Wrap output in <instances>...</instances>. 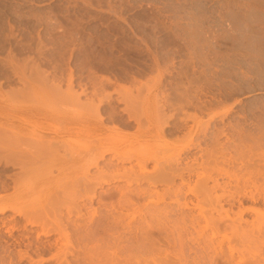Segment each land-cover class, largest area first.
Instances as JSON below:
<instances>
[{
  "label": "rangeland",
  "instance_id": "374dc122",
  "mask_svg": "<svg viewBox=\"0 0 264 264\" xmlns=\"http://www.w3.org/2000/svg\"><path fill=\"white\" fill-rule=\"evenodd\" d=\"M3 119L28 121L22 142L38 145L43 127L92 129L49 153L19 142L42 157L22 165L4 148L21 138L0 136V264H264V238L255 247L223 229L242 217L264 230V200L250 194L264 191L251 167L264 171V0H0ZM65 146L107 153L96 168ZM171 165L194 173L163 182ZM216 181L225 189L202 195ZM117 188L143 196L130 206ZM156 213L181 222L162 226Z\"/></svg>",
  "mask_w": 264,
  "mask_h": 264
},
{
  "label": "bare ground",
  "instance_id": "6f19581e",
  "mask_svg": "<svg viewBox=\"0 0 264 264\" xmlns=\"http://www.w3.org/2000/svg\"><path fill=\"white\" fill-rule=\"evenodd\" d=\"M68 85V84H67ZM55 88H57V87H55ZM54 88V89H55ZM72 92L74 93V91H75V88L72 86ZM53 89V90H54ZM58 89V88H57ZM71 89V88H70ZM61 90V89H60ZM74 90V91H73ZM56 91V90H55ZM85 91V90H84ZM16 92V91H15ZM56 94V93H55ZM57 94H58V92H57ZM75 94V93H74ZM10 95V94H9ZM13 95V94H12ZM18 95V94H17ZM74 96H76V95H74ZM78 96V95H77ZM73 97V96H72ZM14 98V97H13ZM68 99H69V97H67ZM77 98V97H76ZM76 98H74V101H75V99ZM15 100H16V98H14ZM13 100V99H12ZM80 101H81V99H80ZM77 103V102H76ZM78 103H79V101H78ZM77 103V104H78ZM81 103V102H80ZM82 103H84L83 101H82ZM79 107V106H78ZM83 107V106H82ZM82 107H80V108H82ZM93 107H95V106H93ZM19 108V107H18ZM18 108H16V109H18ZM21 108H23V107H21ZM98 109L99 108H97V111H98ZM20 109H18V111H19ZM23 110V109H22ZM94 110H95V108H94ZM99 111H100V109H99ZM94 113V112H93ZM65 114H66V112H64V113H57V114H54L53 116L51 115V118L52 119H59V118H61V117H64L65 116ZM98 116H99V114H100V112H97L96 113ZM99 117H102V116H99ZM100 119H102V121H103V117L102 118H100ZM4 121L2 122V121H0V136L2 137V141H6V139L4 138V137H9L8 135H9V133H7V132H10V136L12 137V139H10V140H17V137H20L21 138V140L19 141V140H17V142H16V144L18 143V146H13V145H11V144H13V142L12 143H10L9 142V140H7L8 141V146H4V148H7V151H10V150H12V151H14V152H12V153H14V154H10L8 157L6 156V161H9V160H11V158H16V160H18L19 161V163H21V165H22V163L23 162H25L26 163V159H27V157H28V160H33L34 158H36V157H40L38 154H37V156L36 157H32L31 156V159H29V157H30V155H28L26 152H24L23 150H22V148H20V143L19 142H22V141H25L24 140V137L26 136V134H27V132H28V126H29V122L27 121V122H23V124H21V125H18V126H16V124L17 123H12V122H10V121H7V120H5V119H3ZM76 124V120L74 119L70 124H68L67 126H63V127H53L52 129H50V130H46L45 129V127H43V128H40V129H42V130H45L46 132H45V134H46V136H44V138H42V136H41V138L42 139H45V140H42L43 142L45 141V143H44V145H50V144H52L54 141H55V143H57V144H55V143H53V145L55 144V146H51V148H53V147H55V149H57V147H56V145H58V141H60V143L61 144H59V146H63L64 144L65 145H67L68 143H66L65 142V140H63V138L66 136V135H75V134H78V136H82V135H84V134H86L88 131H90V129H92V126H86V125H81L79 128H75L74 127V125ZM99 132L101 131V128H98L97 129ZM1 131H3L4 133H5V135H2L3 134V132L1 133ZM12 132V133H11ZM6 133H7V135H6ZM15 134V135H11V134ZM131 135V134H130ZM137 134H132L131 136H129V137H127L125 140H122V143L124 144V143H126L129 139L131 140H133V139H135L137 136H136ZM16 138H15V137ZM11 137H9V138H11ZM8 138V139H9ZM15 138V139H14ZM19 138V139H20ZM23 138V139H22ZM26 138V137H25ZM28 138V137H27ZM59 139H61V140H59ZM4 141V142H5ZM6 141V142H7ZM31 141V142H30ZM28 143L26 142H22L25 146L24 147H26V144L28 145V144H30V145H28L27 147L28 148H32V145H33V147L34 146H38L36 149H37V151L35 150V148H34V151H35V153H37L38 152V148H39V151H43L42 149L40 150V148H42V147H44L45 148V150L47 149V147L46 146H44V145H38L36 142H38V143H40L39 141H36L35 139H31ZM34 143H36V144H33V142ZM62 141V142H61ZM10 143V144H9ZM21 143V144H22ZM63 143V144H62ZM15 144V143H14ZM23 144H22V146H23ZM29 146H31V147H29ZM26 147V148H27ZM49 147V146H48ZM66 147L67 146H65L64 148H65V151L66 150H68L69 148L67 147V149H66ZM50 148V147H49ZM48 148V149H49ZM62 147H59V149H57V151H59L60 149H61ZM48 149L46 150V152H48ZM72 149V150H71ZM71 149H69L68 151H72V153H70L71 155H70V158H72V159H76V158H82V157H86V156H88V157H90L91 159H92V161H93V165L97 168V166H98V161H99V159H103L104 158V156H106L105 154L107 153V149L106 150H102V149H97V151L96 152H94V153H89V155L86 153V152H84V150H81V149H79V148H77V147H74V146H72L71 147ZM31 150V149H30ZM32 150H33V148H32ZM31 150V151H32ZM44 150V151H45ZM34 151L32 152L33 153V155H35V153H34ZM43 151V152H44ZM53 151V150H52ZM52 151L50 152V153H52ZM109 151V150H108ZM42 152V153H43ZM45 152V153H46ZM54 152V151H53ZM56 152V151H55ZM110 152V151H109ZM39 153V152H38ZM49 153V152H48ZM58 154H60V152H58ZM52 156V155H51ZM42 157H40V159H41ZM112 158V157H111ZM9 159V160H8ZM110 159V158H109ZM108 159V161H110ZM13 160V159H12ZM15 160V161H16ZM36 160V159H35ZM37 160H38V158H37ZM105 160V159H104ZM122 160H124V159H122ZM178 160H180V159H177L176 160V166H177V164L178 163H180V162H178ZM108 161H106V162H108ZM61 162H65V160H59L58 158H55L54 159V161H51L50 163H49V165L52 167V166H57V165H59ZM125 162V161H124ZM178 162V163H177ZM25 163H23V164H25ZM114 164V163H113ZM46 164H44V166H45ZM104 165V164H103ZM107 165H108V167H109V165H112V164H110V162H109V164L107 163ZM107 165H106V168L108 169L107 171H109V168L107 167ZM46 166H48V164L46 165ZM45 166V169L44 170H46V171H48L47 170V168L48 167H46ZM113 166H116V165H113ZM113 166H110L111 168H110V170H113ZM176 166L174 167L173 165H171L170 167H168V168H166V172L164 173V175H163V173H162V175H161V180L164 182H168V183H170V184H173L174 182H175V180L178 178V179H181L182 180V182L184 183V174L185 173H188L187 175H191L192 173H194L193 172V168L192 167H188L189 165H186V167L185 168H181V169H177L176 168ZM180 166V165H179ZM41 167H43L42 165H41ZM50 167V168H51ZM58 167V166H57ZM56 167V168H57ZM105 167V166H104ZM253 169H255V171H256V176L257 177H259V178H261V179H263L264 180V171L262 170V168H260L261 166L259 165V164H257V163H254L253 164V166H251ZM250 167V168H251ZM40 168V167H39ZM106 168H105V171H106ZM118 168H119V166H118ZM178 168H180V167H178ZM26 169L27 168H24V170L26 171ZM29 169H31L32 170V168H29L28 167V171H26V172H29ZM117 169V168H116ZM43 170V169H42ZM99 170H101L102 172H104L103 171V167H102V169H99ZM24 171V172H25ZM25 172V173H26ZM51 172V171H50ZM53 172V171H52ZM113 172V171H112ZM42 173V172H41ZM126 174H127V172H125ZM27 175V174H26ZM79 176H82L83 177V173H80L79 174ZM135 177V179H136V182H140L141 180H140V178L142 177V174H140V175H138V176H134ZM85 178V177H84ZM163 178H164V180H163ZM187 179V178H186ZM185 179V182L187 181ZM15 180V179H14ZM16 182V181H15ZM82 182H84V179H83V181ZM80 183H81V177H80ZM182 183V184H183ZM82 184V183H81ZM155 184V183H154ZM252 184H254V182L252 181ZM115 188H116V186H115ZM218 189H225V185L223 186V185H220L219 184V182L217 183V181L215 182V184L212 186V187H210V186H208V184L206 183V184H204V185H202V189H201V192H202V195H205V194H211V192L212 191H216V190H218ZM117 190H118V193H120V195H121V198L123 199V200H125L126 201V203L127 204H129L130 206L131 205H133V203L135 202V196H137V197H139V198H137V199H140L142 196H143V193H140L139 191L138 192H136L134 195V197L132 198V195L129 193V192H126L124 189H118L117 188ZM248 193H250V191L248 192ZM247 189H244L243 190V193H241V195L242 196H247ZM111 194V193H110ZM251 197H252V200H254V198L256 199V196L255 195H257L258 197L257 198H261V199H263L264 200V191H262V192H259V193H253L252 191H251ZM111 196V195H110ZM114 196V195H113ZM223 195H221L220 196V198L222 197ZM250 196V195H249ZM112 197V196H111ZM243 199H244V197H242ZM248 198V197H247ZM122 199H120V200H122ZM133 199V200H132ZM240 199V198H239ZM249 199H250V197H249ZM238 200V199H237ZM257 200V199H256ZM124 201V202H125ZM240 202V201H239ZM254 202V201H253ZM257 202V201H256ZM186 207H187V205H185ZM157 208V207H156ZM156 208H152V210L153 209H156ZM122 209V208H121ZM128 209V208H127ZM159 209H161V208H159ZM158 209V210H159ZM5 210H6V207L5 206H3V207H0V214L1 213H3V212H5ZM124 210V209H123ZM158 210H156V211H158ZM153 211H155V210H153ZM153 211H152V213H153ZM159 212V211H158ZM153 214H155V212L153 213ZM152 214V215H153ZM159 214H160V212H159ZM159 214H157L156 213V215H158L159 216ZM151 215V214H150ZM155 215V216H156ZM116 218H117V220H118V218H120L118 221L120 222L121 221V219L123 218V214H122V216H121V214H120V216L119 217H117L116 215H114ZM125 216V215H124ZM122 217V218H121ZM127 217V216H126ZM152 217L154 218V216H151L150 218H151V221H150V223L153 221L152 220ZM156 218V223H158V224H160V225H162V226H167V227H171V228H175V227H177L179 224H180V222H181V220L179 221V219H181V218H177L176 219V221H173V220H175V219H173L172 220V218H171V215H166V216H164V217H161V216H159V217H155ZM184 218V217H183ZM146 219V218H145ZM205 219L207 220V223H209V221H208V217H205ZM116 220V221H117ZM124 220H126V218H123L122 219V221H124ZM155 220V219H154ZM115 221V222H116ZM122 221H121V224H122ZM241 221H242V217H240V221H232L231 223H225L224 225H223V229H225V230H227V229H230L231 231H232V233H234L235 234V236L237 237V238H239V240H241V242H243V243H247V244H252L253 246H255V247H257V245H259L260 243H262V241H263V238H264V230L262 231V230H255V229H248V228H244L243 227V225H242V223H241ZM114 221H113V223H115ZM131 222V221H130ZM145 222V221H144ZM143 222V223H144ZM153 222H155V221H153ZM189 222H190V224L191 225H194L195 223H199V218H197V217H194V216H192L190 219H189ZM112 223V224H113ZM117 223V222H116ZM124 223H127V221H125ZM123 223V224H124ZM149 223V222H148ZM150 223H149V225H150ZM187 223V221H186V219L184 218V219H182V224H186ZM118 224H120V223H117V225ZM122 224V225H123ZM128 224H129V221H128ZM127 224V225H128ZM131 224V223H130ZM141 224H142V222L140 223V226H141ZM152 224V223H151ZM213 225H216V226H218L219 224L217 223H212ZM116 225V224H115ZM122 225H118V226H122ZM126 224H124L123 226H125ZM146 225V224H145ZM114 226V225H113ZM117 226V227H118ZM131 226V225H130ZM129 226V227H130ZM144 226V225H143ZM110 227H112V225L110 226ZM115 227V226H114ZM113 227V228H114ZM127 227V226H126ZM112 228V229H113ZM119 228V227H118ZM117 228V229H118ZM121 228H123V227H121ZM125 228V227H124ZM132 228V227H131ZM137 228H139V227H137ZM143 228V227H142ZM127 229V228H126ZM129 229V228H128ZM142 230H145V227L142 229ZM121 234V233H120ZM118 236H120V235H118ZM115 239H116V237H115ZM120 239V238H119ZM121 239H123V236H122V238ZM144 240L146 239V238H143ZM117 241H118V239H116ZM137 241H138V239H136ZM144 240L142 241V239H141V241L140 242H144ZM147 240V239H146ZM117 241H115L113 244L114 245H116V244H118V243H120V241L117 243ZM136 241V242H137ZM179 241H180V245H181V248H183V240H182V234H179ZM139 241L137 242L138 244H139V247H140V245L142 244V243H140ZM109 245V244H108ZM114 245H112V246H110V247H113ZM121 245V244H120ZM143 245V244H142ZM149 245V244H148ZM208 245V244H207ZM116 246H118V245H116ZM135 246H138V245H136V243H135V245L133 246V247H135ZM147 246V244H145L144 246H142V247H146ZM209 247L207 248V249H205V250H210V249H212V247H211V245L209 244L208 245ZM109 247V246H108ZM115 248V247H114ZM119 249H120V246L118 247ZM149 247L147 246V248L145 249V250H147ZM152 249H153V246L151 247ZM136 249V248H135ZM137 249H138V251L139 250H141L142 251V249H139L138 247H137ZM151 249V250H152ZM118 250V249H117ZM143 250H144V248H143ZM149 250V249H148ZM140 251V252H141ZM150 251V250H149ZM154 252H155V250H153ZM147 251H142L141 253H143V255H144V253H146ZM151 253V252H150ZM209 253V252H208ZM207 253V254H208ZM148 254V253H147ZM154 254V253H153ZM206 254V255H207ZM143 255H141V256H143ZM205 255V256H206ZM145 256V255H144ZM148 256H150V255H146V258L144 257L143 258V260L144 261H142V263L144 262L145 264H151V258H149ZM153 257V256H152ZM207 257H208V255H207ZM154 258V257H153ZM152 258V260H153V262L152 263H155L156 262V260H155V258L153 259ZM210 258V257H209ZM150 259V260H149ZM132 260V259H131ZM150 261V262H149ZM226 261L228 262V264H236V263H234V257H233V255H231V256H229V257H227L226 258ZM123 262V260L121 261V263ZM124 262L126 263V262H129L130 264H131V262L132 261H130V259H128V260H124ZM141 262V261H140ZM139 262H135L134 264H138ZM118 264H120L119 263V261H118ZM128 264V263H127ZM141 264V263H140ZM166 264V263H165ZM167 264H169V263H167Z\"/></svg>",
  "mask_w": 264,
  "mask_h": 264
}]
</instances>
